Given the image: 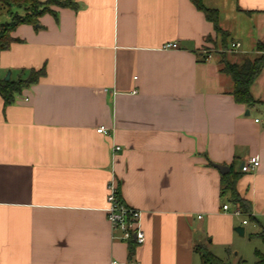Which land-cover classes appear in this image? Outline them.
<instances>
[{"label":"crops","instance_id":"1","mask_svg":"<svg viewBox=\"0 0 264 264\" xmlns=\"http://www.w3.org/2000/svg\"><path fill=\"white\" fill-rule=\"evenodd\" d=\"M71 1L0 51L1 78L44 70L13 104L0 96V264H202L198 244L227 264L264 254V69L252 107L220 72L223 53L258 54L264 0H203L225 37L195 0ZM216 164L250 215L233 214ZM112 180L142 212L132 255L107 217Z\"/></svg>","mask_w":264,"mask_h":264},{"label":"trees","instance_id":"2","mask_svg":"<svg viewBox=\"0 0 264 264\" xmlns=\"http://www.w3.org/2000/svg\"><path fill=\"white\" fill-rule=\"evenodd\" d=\"M56 6L59 7H71L76 8L71 0H52ZM196 7L202 11L206 18L211 21L215 26L217 34H221L225 37L224 32L220 29L218 24L217 10L208 9L203 5V0L194 1ZM46 4H42L40 0H0V9L7 13L11 19L8 22L0 24V51H5L10 48L16 39L12 37V33L23 24H29L37 26L38 19L45 13L51 12L49 8L45 7ZM258 54L254 58H245L241 63H231L227 60L226 53L221 54V69L220 72L229 78L233 82L232 95L237 103L244 104L248 107L255 106L260 103L256 100L252 93L251 88L256 80L261 75L264 69V43L259 42L257 44ZM44 74V70L31 71L26 80L10 79L6 81L0 77V96L3 99L4 106H9L15 101V97L19 95L25 88L32 84H35L39 78ZM225 174L222 177V194L229 195V201L242 210L243 215H250L251 207L249 202L242 199L236 191V181L238 176H229ZM252 237L261 240L264 243V231L254 234ZM130 254H133L136 242L130 239ZM195 252L200 256L202 264H227L223 263L218 257H216L208 248L203 244H198L195 248ZM257 262L256 264H264V254L256 250L255 252ZM239 264H244L241 262Z\"/></svg>","mask_w":264,"mask_h":264},{"label":"built area","instance_id":"3","mask_svg":"<svg viewBox=\"0 0 264 264\" xmlns=\"http://www.w3.org/2000/svg\"><path fill=\"white\" fill-rule=\"evenodd\" d=\"M239 43H233L231 45V51H236L240 48ZM166 49H176L177 45L175 43H170L165 46ZM210 58V57H209ZM99 133L105 132L104 128H99L97 130ZM115 151L120 150V147L116 146ZM260 165L259 158L252 157L248 161L244 162L241 171L243 173H252ZM108 196L106 209L108 220L113 228V231L120 232L122 240L134 239L136 244L140 245L145 242V233L141 227V217L142 212L140 210L131 208L124 204L118 193V188L114 180L111 181L108 187ZM223 210H230L229 205H224ZM233 214L236 216L242 217V210L236 207L233 211ZM247 220L243 221V224L246 225Z\"/></svg>","mask_w":264,"mask_h":264},{"label":"rangeland","instance_id":"4","mask_svg":"<svg viewBox=\"0 0 264 264\" xmlns=\"http://www.w3.org/2000/svg\"><path fill=\"white\" fill-rule=\"evenodd\" d=\"M40 1H42V4H46L45 5V7L46 8H49V9H51V7L52 6H56L54 3H53V1L52 0H40ZM3 7H0V9H2ZM3 9H5V8H3ZM6 13L4 12V11H1L0 10V23H3V22H5L4 21V19H6V15H5ZM8 19V18H7ZM9 20V19H8ZM7 20V21H8ZM6 21V22H7ZM7 76V75H6ZM6 78V77H5ZM256 241H254V242H251V246L250 247H252V245H254V243H255ZM256 243H258V242H256ZM260 243V242H259ZM260 245V244H259ZM259 248V247H258ZM248 256V264H256V262H257V258H253L252 256L253 255H247Z\"/></svg>","mask_w":264,"mask_h":264},{"label":"water","instance_id":"5","mask_svg":"<svg viewBox=\"0 0 264 264\" xmlns=\"http://www.w3.org/2000/svg\"><path fill=\"white\" fill-rule=\"evenodd\" d=\"M10 79H11V73L8 72V74H7L6 78H5V80L8 81V80H10ZM214 167L217 168V169L219 170V172H220L222 175H225V174H227V173L229 172V168L226 167V166H222V165H217V164H216V165H214ZM236 232H237L238 234H240V235H243V233H244V227H238V228L236 229Z\"/></svg>","mask_w":264,"mask_h":264}]
</instances>
